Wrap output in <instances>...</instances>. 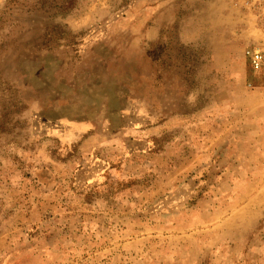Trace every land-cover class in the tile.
Returning a JSON list of instances; mask_svg holds the SVG:
<instances>
[{"label": "rangeland", "instance_id": "rangeland-1", "mask_svg": "<svg viewBox=\"0 0 264 264\" xmlns=\"http://www.w3.org/2000/svg\"><path fill=\"white\" fill-rule=\"evenodd\" d=\"M30 1L0 0V264H264L227 220L264 150L247 0Z\"/></svg>", "mask_w": 264, "mask_h": 264}, {"label": "crops", "instance_id": "crops-1", "mask_svg": "<svg viewBox=\"0 0 264 264\" xmlns=\"http://www.w3.org/2000/svg\"><path fill=\"white\" fill-rule=\"evenodd\" d=\"M257 34L264 45L263 30L258 29ZM252 78L256 83L254 94L259 97L260 105H245V115L253 118L254 123L260 127V132L264 139V67L259 72H252ZM260 157L262 158L260 167L258 166L256 169L251 162L247 163L246 169L241 171L246 174L259 172L260 176L257 180L253 179L254 181L246 183L244 197L235 206L234 211L232 210V214L228 215L227 220L231 224L229 227L242 225L248 230L253 228L260 220H264V150ZM219 227H221V224H219Z\"/></svg>", "mask_w": 264, "mask_h": 264}, {"label": "trees", "instance_id": "trees-1", "mask_svg": "<svg viewBox=\"0 0 264 264\" xmlns=\"http://www.w3.org/2000/svg\"><path fill=\"white\" fill-rule=\"evenodd\" d=\"M75 5L74 0H31L28 3L27 11L22 13L49 12L54 16H64L69 13ZM1 18V16H0ZM19 20V19H17ZM20 22V21H19Z\"/></svg>", "mask_w": 264, "mask_h": 264}, {"label": "built area", "instance_id": "built-area-1", "mask_svg": "<svg viewBox=\"0 0 264 264\" xmlns=\"http://www.w3.org/2000/svg\"><path fill=\"white\" fill-rule=\"evenodd\" d=\"M246 6L252 8L264 24V0H247ZM245 56L248 58L253 70L260 71L263 68L264 51H262V49L248 47L245 50Z\"/></svg>", "mask_w": 264, "mask_h": 264}]
</instances>
